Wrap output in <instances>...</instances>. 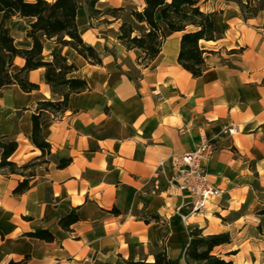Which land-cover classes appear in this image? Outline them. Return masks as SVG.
Returning a JSON list of instances; mask_svg holds the SVG:
<instances>
[{"label":"crops","instance_id":"0c3cea01","mask_svg":"<svg viewBox=\"0 0 264 264\" xmlns=\"http://www.w3.org/2000/svg\"><path fill=\"white\" fill-rule=\"evenodd\" d=\"M128 1L134 2L100 0L97 8ZM78 4L82 37L103 62L95 65L70 47L46 44L45 54L61 50L78 67L72 76L90 89L72 93L64 114L44 117L42 134L55 159L29 191L14 195L23 177L0 172V264L151 263L163 248L169 259L187 264L183 249L192 227L205 236L230 234V243L214 249L218 257L264 264V10L245 19L238 3L200 0L204 12L218 14L222 37L200 41L207 69L195 78L178 63L182 33L168 32L162 52L144 68L137 53L118 41L120 21H90L86 0ZM33 21H10L18 47L31 48L27 31ZM24 65L23 58L15 59L16 67ZM133 69L138 80L130 78ZM28 76L39 90L0 89V134L19 143L10 158L19 166L42 155L30 139L37 103L61 99L45 83L44 69ZM202 138L216 147L206 162L210 180L227 193L185 224L180 215L189 213L190 199L171 183L169 158L195 150ZM63 158L71 162L59 168ZM74 209L80 221L66 231L59 220ZM42 229L55 240L30 237Z\"/></svg>","mask_w":264,"mask_h":264},{"label":"trees","instance_id":"16d2710c","mask_svg":"<svg viewBox=\"0 0 264 264\" xmlns=\"http://www.w3.org/2000/svg\"><path fill=\"white\" fill-rule=\"evenodd\" d=\"M100 0H86L89 20L105 18L103 23H111L108 18L120 21L118 41L128 51L137 53V63L149 68L162 52L167 33H182L178 63L195 78L201 77L207 69L204 51L200 41H217L222 37V29L217 13L204 12L200 0H143L144 6L139 10L134 5L109 8L103 11L97 8ZM245 19L254 18L264 10L255 0H236ZM78 0H0V12L3 20L0 23V89L17 85L26 93L40 89L39 84L31 82L29 73L44 69V81L54 93L61 96L60 100H43L37 103L32 115L31 141L42 155L22 166L10 161L19 148L16 140L0 134L2 158L0 172L5 175H21L13 193L21 196L32 187L34 173L26 174L34 161L52 154L51 144L43 137L42 121L47 114L58 116L68 108L70 95L90 89L85 79L73 77L78 71L75 63L70 62L61 50L51 49L45 54L48 42L70 47L88 62L101 65L102 55L97 49L86 43L78 26ZM13 17L33 18L27 31L32 42L31 48H20L11 35L9 23ZM25 60L22 68L15 66V59ZM131 79L138 80L140 78ZM61 91V92H60ZM71 159L63 158L58 162L59 168L69 165ZM264 214V211H263ZM80 221L77 210L61 216L59 225L66 231ZM30 237L45 242H53L54 234L47 229L29 234ZM228 233L205 236L198 227L189 228V242L184 246V257L187 264H235L214 254L218 246L230 243ZM9 264H15L11 262ZM110 264V263H108ZM125 264H179L168 258L166 248L155 255L154 262L125 261Z\"/></svg>","mask_w":264,"mask_h":264},{"label":"built area","instance_id":"2783aa9c","mask_svg":"<svg viewBox=\"0 0 264 264\" xmlns=\"http://www.w3.org/2000/svg\"><path fill=\"white\" fill-rule=\"evenodd\" d=\"M230 134L234 130H229ZM216 152V147L207 138H202L197 148L183 154H172L169 163L173 170L171 183L176 189L188 194L190 211L180 215L186 224L189 217L202 215L217 206V201L226 195V190L210 180V171L206 162H209ZM160 165H164L161 162Z\"/></svg>","mask_w":264,"mask_h":264},{"label":"rangeland","instance_id":"374dc122","mask_svg":"<svg viewBox=\"0 0 264 264\" xmlns=\"http://www.w3.org/2000/svg\"><path fill=\"white\" fill-rule=\"evenodd\" d=\"M226 1H232V2L237 3L236 0H226ZM255 1H256V4L260 8H262V7L264 8V0H255ZM131 4L136 6L137 8H139V10H142V8L144 6V1H142V0H134L133 3H131V1H128V4H126V5H131ZM107 5H108V3H102L100 5V7L102 8L103 11H107L109 9V8H107ZM79 21L81 23H83L82 11L79 12ZM130 75L133 78H137V77L140 76V72H139V70L133 69L131 71ZM54 159H55V157L51 156V155H47L45 157H41L39 161H34V163H32L33 166L30 169H28L25 173L26 174L34 173L35 177H36L37 173H41V172L44 171V169L48 168V166L51 164L52 161H54ZM33 160H31V161H33Z\"/></svg>","mask_w":264,"mask_h":264}]
</instances>
